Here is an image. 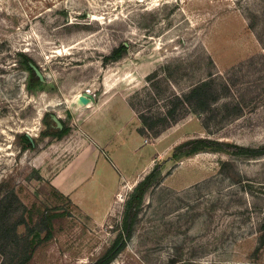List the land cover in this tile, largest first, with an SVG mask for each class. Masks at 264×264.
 Wrapping results in <instances>:
<instances>
[{"label":"rangeland","instance_id":"obj_1","mask_svg":"<svg viewBox=\"0 0 264 264\" xmlns=\"http://www.w3.org/2000/svg\"><path fill=\"white\" fill-rule=\"evenodd\" d=\"M120 44L126 55L103 63ZM22 54L43 76L31 89ZM209 73L236 82L208 127L189 113L158 137L138 136L139 112L163 111ZM84 92L95 102L77 107ZM240 99L239 116L221 110ZM195 137L264 145V0H0V194L63 215L29 264L99 258L133 184ZM86 157L97 178L75 203L50 180ZM162 175L110 264H264V155L200 151Z\"/></svg>","mask_w":264,"mask_h":264},{"label":"trees","instance_id":"obj_2","mask_svg":"<svg viewBox=\"0 0 264 264\" xmlns=\"http://www.w3.org/2000/svg\"><path fill=\"white\" fill-rule=\"evenodd\" d=\"M126 53L125 45L120 44L104 56L102 62L107 64L118 61ZM21 56V65L30 73L28 84L31 89L40 83L30 66V64L34 66L36 64L27 55L22 54ZM235 82L234 78L228 74L222 77L209 73L207 79L192 86L188 91L167 96L163 111L139 112L137 117L140 127L137 128V133L140 136L158 137L189 113L201 117L204 128L208 127L209 121L215 117V104L221 98L231 96ZM243 103L242 99L234 103L225 102L221 110L229 116H239L243 112ZM65 133L66 131L62 129L56 135L61 138ZM19 138H21L23 147L31 146L32 141L27 136L22 135ZM200 151L256 157L264 155V145L251 148L210 137H195L173 147L165 158L156 161L151 170L135 184L122 204L119 222L114 224L117 233L113 242L99 258L88 264H110L125 248L133 234L144 197L162 180V170L165 164L190 157ZM54 191L58 193L57 190L54 189ZM17 207L23 208L24 213L22 211L15 214ZM57 210L58 208L48 206H45L43 211L26 210L13 189L3 195L0 194V264H29L38 247L49 241L56 233V224L63 219L62 214L54 213ZM19 226L24 227L21 233L18 231Z\"/></svg>","mask_w":264,"mask_h":264},{"label":"crops","instance_id":"obj_3","mask_svg":"<svg viewBox=\"0 0 264 264\" xmlns=\"http://www.w3.org/2000/svg\"><path fill=\"white\" fill-rule=\"evenodd\" d=\"M138 136L140 135L138 134ZM77 159L63 167L50 180V184L55 190L62 195L68 196L75 203L76 198H78L80 194L84 196L88 190H90L92 186L91 181L96 177V175L93 178L91 176V171L93 169L92 159L86 157V159L83 158L78 162ZM101 167L111 169V165L105 161L102 162Z\"/></svg>","mask_w":264,"mask_h":264},{"label":"water","instance_id":"obj_4","mask_svg":"<svg viewBox=\"0 0 264 264\" xmlns=\"http://www.w3.org/2000/svg\"><path fill=\"white\" fill-rule=\"evenodd\" d=\"M30 66H31V68L33 69V72H34V74L38 77V79L41 81L42 80V78H43V76H42V74H41V72L39 71V69L36 67V66H34V65H32V64H30ZM75 102V105L77 106V107H81V106H85V105H88V104H90V103H94L95 102V98H94V96L92 95V94H90V93H88V92H84V93H82V94H79L77 97H76V99L74 100ZM56 122H58L57 121V119L54 117L53 118ZM30 139V138H29ZM30 141H31V139H30Z\"/></svg>","mask_w":264,"mask_h":264},{"label":"bare ground","instance_id":"obj_5","mask_svg":"<svg viewBox=\"0 0 264 264\" xmlns=\"http://www.w3.org/2000/svg\"><path fill=\"white\" fill-rule=\"evenodd\" d=\"M57 184H59V183H57ZM134 185H135V183L133 184V186H134ZM133 186H132V187H133Z\"/></svg>","mask_w":264,"mask_h":264}]
</instances>
